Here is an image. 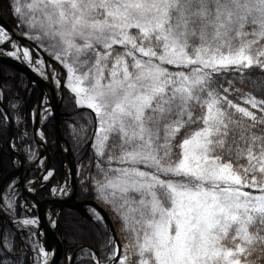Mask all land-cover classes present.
Wrapping results in <instances>:
<instances>
[{
    "label": "snow or ice",
    "instance_id": "6c2138e0",
    "mask_svg": "<svg viewBox=\"0 0 264 264\" xmlns=\"http://www.w3.org/2000/svg\"><path fill=\"white\" fill-rule=\"evenodd\" d=\"M9 8L95 113L91 183L127 233L122 255L104 241L103 264H264V0ZM10 39L0 26V44Z\"/></svg>",
    "mask_w": 264,
    "mask_h": 264
},
{
    "label": "trees",
    "instance_id": "16d2710c",
    "mask_svg": "<svg viewBox=\"0 0 264 264\" xmlns=\"http://www.w3.org/2000/svg\"><path fill=\"white\" fill-rule=\"evenodd\" d=\"M1 6L5 19L22 35H25V29L18 26L17 19L9 8V0H2ZM2 71V101L15 123L16 146L19 147L22 144L36 149L32 129V111L39 98L40 89L31 86L30 81L23 74L11 67L2 66ZM256 95L261 96L264 94L257 93ZM61 112L64 114V137L69 141L77 161V200H94L102 207L104 206L103 208L109 213L114 222L121 247L124 248L125 236L120 231L119 222L116 220L114 212L98 199L91 183L92 177L96 173L95 165L97 163L92 148V137L96 128L94 115L90 109L77 106L74 94L65 87ZM253 112H256V110H253ZM49 113V111L45 113L46 118L42 125L43 133L52 157L53 169L56 172L53 183L61 184L63 182L64 166L61 153L58 150L56 122ZM257 115H260V113H257ZM18 119L21 124L18 123ZM9 136V124L5 114L0 109V182L18 166L7 147ZM39 174L40 170L31 171L28 174V179L38 177ZM50 196V186H48L39 197L41 200H46ZM86 210L89 213L88 218L67 208L62 210L56 230L57 236L63 244V256L59 264H97V260L103 264L106 260L108 249L104 248V241L113 238V236L105 222L96 218V211L94 213L89 206H86ZM30 213L33 214L34 212L26 206L19 196L16 203V214L24 216ZM33 243L34 239L29 230H23L8 224L3 226L0 218V261L3 264H37L35 255L24 249V245H29L32 250H35ZM92 254L95 255V258Z\"/></svg>",
    "mask_w": 264,
    "mask_h": 264
},
{
    "label": "water",
    "instance_id": "95a60500",
    "mask_svg": "<svg viewBox=\"0 0 264 264\" xmlns=\"http://www.w3.org/2000/svg\"><path fill=\"white\" fill-rule=\"evenodd\" d=\"M2 0H0V26H2L4 29L7 30V32H10L15 35L16 30L4 17V14L2 12ZM21 42L22 44H30L34 46L36 49H38L43 56L51 63L52 65L59 66V64L46 55V53L34 42L30 41L29 39L21 36ZM6 47L5 45L3 46ZM2 66H8L19 73L23 74L31 83L32 85H35L40 88V95L37 101L36 108L38 110L39 115L37 117H34L33 121V138L37 145V148L39 149L38 156L36 160L30 164L26 162L25 157L17 152L13 147V140L15 136V123L14 120L9 112V110L5 107L3 101H2V95H1V86H2ZM62 73H64V70L61 68ZM50 89L53 93V99L49 103L51 108V116L55 119L56 122V132H57V141H58V150L61 153L62 162L64 166V175H63V181L68 179L69 184H71L72 187V193L71 195L66 199H55L54 197H51L46 200H41L40 195L43 193V191L50 185L47 184L44 187H42L40 190L32 192L30 191L28 187V183H35L40 182L44 179L46 174L49 172V170L52 168V157L50 155L48 144L46 141V144L44 145V150H40V143L38 142L37 135H38V129L40 127V113L42 110V100L45 89ZM60 96L58 97L56 94H54V88L53 86L40 78L37 74H35L29 67L26 65L0 55V109L5 113L7 117V121L9 123L10 127V136L8 140V149L10 151V154L14 161L18 163V167L11 171L9 174H7L3 180L0 182V218L2 220L3 226L5 224L14 226V223H12L6 215L3 213L1 209V203H2V196L3 193L10 187V185L15 184L16 190H20V195L22 200L26 203V205L35 211L37 218H38V239L40 243V233L43 232L44 235V241H43V248L46 252H52L54 251V256L50 264H59L61 261V258L63 256V244L58 238L56 234L57 227L59 225L60 215L64 208H67L72 211H76L79 214H81L83 217L88 218L89 214L85 209V206H91L95 209L97 213L100 214V216L103 217V221L108 226L110 233L112 234L113 238L116 241V245L121 249L122 247L119 241V237L114 225V222L112 218L110 217L109 213L98 203L95 201H85V202H78L76 201L77 198V192H78V186H77V163L74 156L73 149L69 143L68 140L64 137L63 132V125H62V117H64V114L61 112V104L64 99V82H60L59 87ZM42 127V126H41ZM47 159V167L45 170L41 168V163L44 161V159ZM34 170H41V173L37 178L28 179V174L31 171ZM56 174V172H55ZM54 180V177L52 181ZM50 183V182H49ZM32 203H34L35 206H33ZM48 207H56L58 208V219L54 227H51L47 220L46 215V209ZM121 254V253H120ZM119 259V256L117 257ZM71 264V263H70ZM112 264H115V261L112 262Z\"/></svg>",
    "mask_w": 264,
    "mask_h": 264
},
{
    "label": "bare ground",
    "instance_id": "6f19581e",
    "mask_svg": "<svg viewBox=\"0 0 264 264\" xmlns=\"http://www.w3.org/2000/svg\"><path fill=\"white\" fill-rule=\"evenodd\" d=\"M8 33L10 34L11 39L7 43L0 44V55L8 57V58H11V59H14V60L26 65L27 67H29L40 78H42L43 80L49 82L54 88V94H56L59 97L60 96V92H59V86H58L57 81L59 80L60 73H62V71H61L62 67L60 65L59 66H55V65H52L51 63H49V61L43 56V54L38 49H36L34 46H32L30 44H22V42H21V38H22L21 36L22 35L20 34L19 31H16L15 35L10 33V32H8ZM4 45L6 46L5 48L3 47ZM17 46L21 49V51L17 54V56H11V55L7 54L9 52L16 51V47ZM24 48H27L29 50V52L31 53V56H32L31 63H29L28 61H26L24 59V56H23V49ZM37 59L43 60L44 64L43 65L38 64L36 62ZM54 71L56 72V77L53 76L54 75ZM62 74H64V73H62ZM33 86H35V85H33ZM52 99H53L52 91L50 89L46 88L45 91H44V95H43L42 108H43L44 104H49ZM38 115H39V113H38V110L36 108L34 116L37 117ZM41 116H42V110H41V113H40V127L38 129L37 139H38V142L40 143V150L43 151L44 150V145L46 144V138L44 137V134L42 132ZM5 117H6V115H5ZM6 119H7V117H6ZM62 125H63V117H62ZM15 136H16V131H15ZM15 136H14V140H13V147H14V149L17 152H19V153H21L23 155L24 154L23 152H25V150L28 149L29 146L22 145V144L19 147L16 146ZM7 147H8V145H7ZM9 153H10V151H9ZM76 163H77V161H76ZM43 164H44V161L41 163V166H44ZM77 173H78V167H77ZM31 184L32 183L29 182L28 183V187L29 186L31 187L32 186ZM77 186H78V183H77ZM60 189H63V191L59 190L57 194L54 193L55 195L53 197L55 199H66V198H68L71 195L72 187H71V184H69L68 179H66V182H65V184L63 186L61 185ZM5 194H6V191L3 193V195H5ZM77 194H78V192H77ZM76 201H78L77 198H76ZM89 201H94V200H89ZM78 202H85V201H78ZM31 204L33 206H35L34 203L31 202ZM2 205H4L3 201L1 203V207H3ZM89 207H91V206H89ZM85 209H86V206H85ZM92 209H94V208H92ZM46 215H47V220H48L49 225L51 227H54L56 222H57V219H58V208H56V207H48L46 209ZM23 218L25 219V218H27V216L24 215ZM39 237H40V244H39L38 257H39V259L41 261L40 264H44V258H43V256L40 253V249L44 250V248H43L44 235H43L42 231H41ZM24 249L26 251H28L29 253L33 254V251H32V249L30 248L29 245H24ZM46 253H48L47 264H50L52 259H53V256H54V251L46 252Z\"/></svg>",
    "mask_w": 264,
    "mask_h": 264
},
{
    "label": "rangeland",
    "instance_id": "374dc122",
    "mask_svg": "<svg viewBox=\"0 0 264 264\" xmlns=\"http://www.w3.org/2000/svg\"><path fill=\"white\" fill-rule=\"evenodd\" d=\"M25 31H26V29H25ZM24 37H26L27 38V36L26 35H23ZM27 39H29V38H27ZM30 41H32V42H34L35 44H37L45 53H46V55H48L49 57H51L52 59H53V57L49 54V52H48V50L39 42V41H36V40H33V39H29ZM56 61V60H55ZM57 62V61H56ZM62 68H63V70H64V74H62V73H60V76H59V82L60 81H63L64 82V85H65V81H66V77H67V72H66V70L64 69V67H63V65L62 64H60L59 62H57ZM166 67H168L169 68V70L170 71H174L175 69H173L172 68V66H166ZM54 77H56V72L54 71V75H53ZM60 84V83H59ZM58 84V86L60 87V85ZM65 88H67L66 86H64ZM68 89V88H67ZM70 91V90H69ZM255 94H257V93H255ZM240 104H241V106H246V105H244L243 104V102L242 101H240L239 102ZM247 107V106H246ZM36 109V108H35ZM250 110H255V109H250ZM47 111H49L50 113L49 114H51V108H50V105L49 104H44V106H43V108H42V116H41V126H42V124H43V122H44V120H45V118H46V116H45V113L47 112ZM35 115V110L33 111V119H34V116ZM93 115H94V119H95V113H93ZM95 122H96V120H95ZM18 123L19 124H21L20 123V120L18 119ZM44 134V133H43ZM44 137H45V135H44ZM37 149V150H36ZM33 148V150L32 149H26L25 150V153L23 154V156L25 155V159H26V162L28 163V164H30V163H32V162H34L35 160H36V158H37V156H38V153H39V149L38 148ZM43 162V161H42ZM242 163H244V161L242 162ZM44 166H41V168L43 169V170H45L46 169V167H47V159L45 158L44 159V164H43ZM48 173H51V175L50 176H48V179H43L42 181H40V182H36V183H34V184H31L32 186L30 187L29 186V188H30V191H38V190H40L42 187H44L45 185H47V184H50V185H52V189H51V196H54L55 194H57L58 193V191L60 190V187H61V185L63 186L64 184H65V182H66V180H64L63 181V183L62 184H60V185H56V184H52V179H53V174H54V172H53V170H52V168L49 170V172ZM48 173L46 174V176L48 175ZM50 182V183H49ZM14 184H16V182H14ZM54 189H56V191L54 192L53 190ZM246 190H248V191H251L250 189H246ZM10 192L12 193V196L11 197H17L18 196V194H17V192H18V190H16V188H15V185H12L11 187H10ZM55 193V194H54ZM100 200V199H99ZM13 200H10V203H6V206H4V205H2L4 208H8V210L7 211H10L11 213H12V207H13V203H11ZM101 201V200H100ZM102 202V201H101ZM102 204H104L105 206H107L108 208H110L111 206L110 205H107V204H105V203H103L102 202ZM9 206H12V207H10L9 208ZM104 207V206H103ZM29 209H31L34 213H33V216H30V215H28V217L27 218H25L24 220H26V219H28V220H34V221H36V223L35 224H28V225H25L24 223H23V221H19V222H17V225H19V226H22V227H24V226H27V227H35V226H37L38 225V218H37V215H36V213H35V211L33 210V208H31L30 206H29ZM116 216V215H115ZM116 218V220L119 222V228H120V231L122 232V234L124 235V236H126L127 235V233H125V232H123L122 231V222L120 221V219L116 216L115 217ZM36 228V227H35ZM39 242L38 243H36V245H37V247H39ZM122 250H123V248H122ZM123 254V251H121V255ZM120 258V257H119ZM36 259H37V264H40L41 263V261H40V259H39V257H38V253H37V256H36ZM137 258L135 257V256H133L132 257V264H135V260H136Z\"/></svg>",
    "mask_w": 264,
    "mask_h": 264
}]
</instances>
